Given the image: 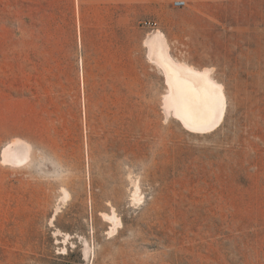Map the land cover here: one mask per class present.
Instances as JSON below:
<instances>
[{
  "label": "rangeland",
  "instance_id": "374dc122",
  "mask_svg": "<svg viewBox=\"0 0 264 264\" xmlns=\"http://www.w3.org/2000/svg\"><path fill=\"white\" fill-rule=\"evenodd\" d=\"M184 1L121 38L0 0V264H264V0ZM157 32L223 88L203 130L165 115Z\"/></svg>",
  "mask_w": 264,
  "mask_h": 264
},
{
  "label": "bare ground",
  "instance_id": "6f19581e",
  "mask_svg": "<svg viewBox=\"0 0 264 264\" xmlns=\"http://www.w3.org/2000/svg\"><path fill=\"white\" fill-rule=\"evenodd\" d=\"M150 61L164 70L168 86L163 106L166 116L173 110L174 115L184 125L203 130L210 125L217 113L222 114L225 105L223 88L214 80L212 70L197 71L187 64L176 66L166 54L163 55L157 50L155 57L150 58ZM8 157L15 158L18 163L28 160L26 156L22 159L15 155ZM65 197H68L67 193ZM112 218L111 221L114 219Z\"/></svg>",
  "mask_w": 264,
  "mask_h": 264
},
{
  "label": "crops",
  "instance_id": "0c3cea01",
  "mask_svg": "<svg viewBox=\"0 0 264 264\" xmlns=\"http://www.w3.org/2000/svg\"><path fill=\"white\" fill-rule=\"evenodd\" d=\"M153 12H155V0H74V18L81 24L83 30L87 27L96 26L99 29L110 31L112 36L113 30L117 27L116 29L121 38H129L132 24L143 17L154 14ZM145 45L148 51V61H150V58L155 57L156 50L170 57L169 47L160 32L150 36L145 41ZM125 47L126 45L122 44L123 52L126 51ZM121 56L116 58V60L127 59L125 53H121ZM106 59V57H99L97 60ZM150 62L162 73L166 85L164 70L156 66L152 61Z\"/></svg>",
  "mask_w": 264,
  "mask_h": 264
},
{
  "label": "built area",
  "instance_id": "2783aa9c",
  "mask_svg": "<svg viewBox=\"0 0 264 264\" xmlns=\"http://www.w3.org/2000/svg\"><path fill=\"white\" fill-rule=\"evenodd\" d=\"M169 1L171 6L175 9H180L185 6L184 0H169ZM140 26L143 29L154 30L157 27V23L153 20H144L140 23Z\"/></svg>",
  "mask_w": 264,
  "mask_h": 264
}]
</instances>
